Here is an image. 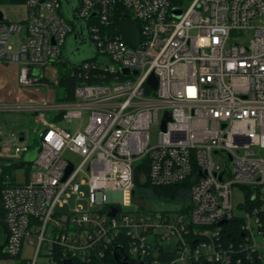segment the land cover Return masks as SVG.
<instances>
[{"label":"built area","instance_id":"2783aa9c","mask_svg":"<svg viewBox=\"0 0 264 264\" xmlns=\"http://www.w3.org/2000/svg\"><path fill=\"white\" fill-rule=\"evenodd\" d=\"M23 6V22L0 20V64L19 67L25 91L58 87L46 70L76 27L60 0ZM76 14L94 56L74 67L100 81L72 102H0V114H62L41 124L36 160L4 175L34 148L0 125V264L27 242L33 259L21 264H121L118 249L129 264H264V0H79ZM124 18L139 27L137 48L122 39ZM140 164L152 186L192 179L191 209L137 199Z\"/></svg>","mask_w":264,"mask_h":264},{"label":"rangeland","instance_id":"374dc122","mask_svg":"<svg viewBox=\"0 0 264 264\" xmlns=\"http://www.w3.org/2000/svg\"><path fill=\"white\" fill-rule=\"evenodd\" d=\"M9 6H11V7H9ZM0 12H2V14L4 16H7V17L10 16V14H12V15L15 14L18 17H22L24 15L22 7L15 6V5H0ZM72 43H73V40H71L70 44H72ZM72 50H73V48L71 47L68 51L67 58L71 59V61H73V62H81L90 56L86 44L82 46L80 52H76L74 55L72 54ZM59 77H60V72H59L58 68L52 67V66L47 68L46 78L49 79V81H51L52 83H55L56 80L59 79ZM36 90H38L37 93L35 92V93H31V94H29L26 91L27 99L31 101V102H28V104L38 105V104H41L43 101H48V102H52V103L56 102L57 97L60 95V92H61L60 89H58V87H56V86L53 88L51 87L49 89H43L41 87H37ZM23 104H25V103H23ZM57 115H58V111H42L41 113H38L35 115H31L29 113L21 112V111L20 112L2 113V114H0V125L7 133L14 132V133H17L19 135L24 134L25 135V142L34 146L36 141L39 139L41 128H42L41 124L43 123V121L44 120L53 121V119ZM61 125L63 127H66L67 124L62 123ZM72 126L73 127L76 126V123L72 124ZM151 133H152V138L155 141L157 138V135H158V130L153 129ZM15 146H16L15 144H10L8 146L4 145L2 152H4L6 147H8L10 149H14ZM37 156H38V151L36 149H33L31 152L26 154V156L24 157L25 158L24 161L26 160V161L32 163L36 160ZM4 161H6V164H8L7 159ZM216 161L219 164L222 163L221 158H216ZM19 162L20 161L18 159H14L13 164H16ZM2 163H3V161L1 160L0 165ZM19 177L21 179V182L24 183L25 177L23 175V171H21L19 173ZM82 191L84 192L86 197H88V188L83 187ZM80 204L87 206V203L84 201L80 202ZM72 205L75 206L74 203ZM148 206H150L151 208H154V209H158V210L167 209V208L171 207L169 204L154 202V201L149 202ZM124 209H126L129 212H136L139 208H138V204H132L130 207H124ZM28 245H29V243L27 242V246L25 247V251L22 254L21 259H9V260H5L1 264H21V260H23V259L32 260L34 252L29 248Z\"/></svg>","mask_w":264,"mask_h":264},{"label":"trees","instance_id":"16d2710c","mask_svg":"<svg viewBox=\"0 0 264 264\" xmlns=\"http://www.w3.org/2000/svg\"><path fill=\"white\" fill-rule=\"evenodd\" d=\"M25 1L26 0H0V5L22 6ZM118 22L119 19L117 21V24ZM90 60H86V61H90ZM74 66L76 65L66 60L65 55L63 61H61L59 64L56 65V68H58L60 72V77L58 79L59 80L58 89H60L61 92L56 100V102L58 103H67L74 101L75 90L79 85L94 84L100 81L101 79V77L98 76L99 74H95L92 72L86 73L84 71L81 72L79 71L78 68H75ZM61 120H62V114L57 116L54 121L60 122ZM35 146L36 145L33 146L34 149L36 148ZM26 163H30V162L25 160L23 163L12 164V167H4L3 175L10 174L12 171L16 172L17 169L23 168V166ZM148 171L149 168L146 164H140L139 166H137L136 175H135V182H136L135 196L137 197V199H139L142 202L156 201L166 204L181 205L186 207L187 210L191 209L190 189L193 183L192 179L187 180L176 186L156 187V186H152L149 183ZM4 219H5V210L0 196V235L6 232V225ZM167 258H171V256Z\"/></svg>","mask_w":264,"mask_h":264},{"label":"water","instance_id":"95a60500","mask_svg":"<svg viewBox=\"0 0 264 264\" xmlns=\"http://www.w3.org/2000/svg\"><path fill=\"white\" fill-rule=\"evenodd\" d=\"M62 2V12L64 16L67 18V20L71 23H73L76 27V31L74 34L70 37L68 44H67V49L65 52V57L66 60L69 61L70 63L74 65H79L83 63L86 60H90L94 56V50L92 45L88 41V32H87V26L84 22H82L76 14V9L78 6V0H61ZM3 14L0 12V20H3ZM119 31L120 34L122 35V39L124 42L128 43L131 48H137L140 40H141V34L138 25L131 19L129 18H124L121 20L120 25H119ZM71 40H73V43L70 44ZM83 43L87 45L88 51H89V57L86 58L85 60L81 62H73L71 59L67 58L68 51L72 47V54L74 55L76 52H80L81 48L83 46ZM124 73H129L128 70H124ZM37 75L42 76V72H37ZM137 74V72H136ZM149 85L153 86L154 88L157 87V80L155 79L154 76L151 77L149 80ZM0 152H1V147H0ZM71 169H69L70 171ZM68 171V172H69ZM1 174V170H0ZM118 213L117 209H112L109 212V215L111 216H116ZM226 222H222L221 225L225 224ZM115 259L121 264H129L127 261V258L123 255V252L118 249L115 253ZM63 264H76L72 260H66L63 262Z\"/></svg>","mask_w":264,"mask_h":264},{"label":"crops","instance_id":"0c3cea01","mask_svg":"<svg viewBox=\"0 0 264 264\" xmlns=\"http://www.w3.org/2000/svg\"><path fill=\"white\" fill-rule=\"evenodd\" d=\"M20 7H22L24 13L22 17H18L15 14L14 15L10 14L11 17L10 16L7 17L3 15L4 18L9 22L24 21L27 17V10L23 5ZM18 76H19V67L16 64H0V102L8 103V104H14V103L28 104V102H31L30 100L27 99L26 91L18 87L17 84ZM27 92L29 94L35 92L37 93L38 90L31 89V90H27ZM7 143L8 145L11 144L9 142ZM9 151H11V149L7 147L4 150V154Z\"/></svg>","mask_w":264,"mask_h":264},{"label":"flooded vegetation","instance_id":"af4514ba","mask_svg":"<svg viewBox=\"0 0 264 264\" xmlns=\"http://www.w3.org/2000/svg\"><path fill=\"white\" fill-rule=\"evenodd\" d=\"M79 1V0H78Z\"/></svg>","mask_w":264,"mask_h":264}]
</instances>
